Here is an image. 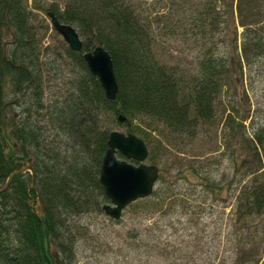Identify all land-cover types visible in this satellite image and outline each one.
Returning a JSON list of instances; mask_svg holds the SVG:
<instances>
[{
	"label": "trees",
	"instance_id": "1",
	"mask_svg": "<svg viewBox=\"0 0 264 264\" xmlns=\"http://www.w3.org/2000/svg\"><path fill=\"white\" fill-rule=\"evenodd\" d=\"M37 1L0 0V186L29 159L53 264H79L75 245L85 233L79 218L102 212L107 201L98 168L108 132L125 124L119 114L129 121L125 131L144 141L146 160L158 166L150 194L127 207L193 209L196 201L181 192L178 177H190L194 192L220 198L224 191L237 234L230 264H264V123L247 135L237 109L225 114V172L213 169L214 155L201 163L192 154L195 167L174 153L180 141L216 125L223 87L241 83L243 67L264 52V0ZM32 7L71 24L81 49L55 31L54 42L43 45L45 26L34 22ZM173 36L177 47L168 41ZM94 44L111 59L112 99L82 56ZM36 203L28 171L13 174L0 191V264H48Z\"/></svg>",
	"mask_w": 264,
	"mask_h": 264
},
{
	"label": "rangeland",
	"instance_id": "2",
	"mask_svg": "<svg viewBox=\"0 0 264 264\" xmlns=\"http://www.w3.org/2000/svg\"><path fill=\"white\" fill-rule=\"evenodd\" d=\"M29 1L34 6L41 3ZM151 1L147 0L146 4ZM32 10L36 13L34 22H41L45 26L43 45L53 43L54 36L51 32L55 29L49 21L47 11L37 7H32ZM168 41L173 47L179 46V38L176 36L170 37ZM233 75L241 76L236 73ZM241 79L242 84L223 87L216 125L211 128L201 127L191 141H180V150L177 149L174 153L182 156L180 162L183 165H199L190 160L192 154L201 163L207 160L206 156L214 155L213 163L218 161V164L213 169L224 172L228 169L230 159L227 158L223 139L226 131L224 116L232 109H237V115L244 117L242 123L247 135H251L254 128L264 123V52L256 61L243 67ZM113 128L126 130L123 123ZM210 129L211 135L207 134ZM179 160L176 157L177 165ZM170 167V172H174V166ZM225 177H230L227 172ZM192 182L190 177H178L176 185L181 188L182 193L187 194L186 198L196 201L194 205L197 206L193 209L178 206L173 211L161 213L159 210L144 211L125 206L117 219H112L103 212L82 214L79 219L85 226V233L77 239L75 245L79 264H230L237 234L229 225L231 206L225 199L226 193L223 191L220 198H214L208 191L194 192L190 190ZM252 229L245 232H253ZM259 254L264 258V244Z\"/></svg>",
	"mask_w": 264,
	"mask_h": 264
},
{
	"label": "water",
	"instance_id": "3",
	"mask_svg": "<svg viewBox=\"0 0 264 264\" xmlns=\"http://www.w3.org/2000/svg\"><path fill=\"white\" fill-rule=\"evenodd\" d=\"M46 14L49 16L52 27L61 35L67 45L73 50H80L81 38L75 28L69 23L59 21L51 10H48ZM82 56L90 72L99 80L105 96L109 99L114 98L117 84L111 59L106 49L100 44H94L90 49L82 52ZM118 120H125L126 125L129 123L121 114L118 115ZM1 131L3 132L2 127ZM106 145L98 168V180L107 197V201L101 205V209L106 215L116 219L120 217L121 210L128 203L150 194L157 179L158 166L145 161L146 145L142 138L133 132L111 129L107 135ZM117 152L121 156H118ZM21 171H28L30 174V185L36 192L35 215L40 225L43 254L48 264H53L48 252L44 206L35 186L29 159L22 160L18 168L7 174L0 186V191L7 186L13 174ZM56 263H58L57 259Z\"/></svg>",
	"mask_w": 264,
	"mask_h": 264
}]
</instances>
